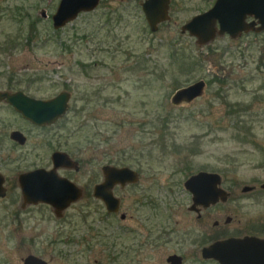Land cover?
I'll return each mask as SVG.
<instances>
[{
  "label": "rangeland",
  "instance_id": "374dc122",
  "mask_svg": "<svg viewBox=\"0 0 264 264\" xmlns=\"http://www.w3.org/2000/svg\"><path fill=\"white\" fill-rule=\"evenodd\" d=\"M59 2L0 0V89L35 85L36 95L71 94L43 149L36 134L16 146L10 133L23 124L0 107V173L11 188L0 197V264H23L29 255L50 264H168L172 253L184 264L201 261L188 176L221 171L224 187L239 194L264 182V45L225 39L198 45L181 30L196 4L183 1L176 4L179 25L155 33L138 0H102L95 12L57 31L51 16ZM200 80L208 82L203 97L172 105L177 90ZM55 151L80 162L81 172L71 177L81 186H89L94 166L140 172L139 184L115 190L127 219L109 216L91 197L62 218L46 204L22 208L18 175L45 165L47 156L52 168ZM258 195L263 199L243 201L233 214L264 220V193ZM172 231L167 244L155 241ZM135 240L142 249L124 256L122 248Z\"/></svg>",
  "mask_w": 264,
  "mask_h": 264
},
{
  "label": "water",
  "instance_id": "95a60500",
  "mask_svg": "<svg viewBox=\"0 0 264 264\" xmlns=\"http://www.w3.org/2000/svg\"><path fill=\"white\" fill-rule=\"evenodd\" d=\"M101 0H62L56 13L53 16L55 30L65 27L68 23L77 19L84 12L94 11ZM231 6V7H230ZM169 0H147L143 4V9L151 30L156 32L158 25L168 20ZM247 15H253L261 21L264 29V0H218L215 6L207 13L196 16L191 22L182 28V33H189L197 39V44L205 46L216 38L215 24H221L219 33H228L231 37H237L242 31L249 29L243 22ZM41 16L46 18V11H41ZM205 81L200 80L190 86L181 88L175 92L171 98L174 106L191 104L195 99L200 98L205 93ZM22 94L0 93V100L7 99L16 110L23 116L37 125H52L58 119L66 115L69 108L71 94L62 92L55 98L43 102L35 99H23ZM20 133H13L12 138L19 140ZM53 169L45 171L39 169L33 172L22 174L19 183L22 194L27 205L47 204L54 210L57 218H62L73 203L78 202L82 197V191L70 180L59 176V168L79 170V163L73 160L65 152H55L52 156ZM105 183L98 188V197L102 199L110 213L119 210L120 200L117 199L112 189L117 186H126L139 181V175L128 167H117L106 165L103 168ZM207 173H200L190 179L185 188L193 193L198 203H202L200 198L213 195L214 189L201 187L203 180L212 177ZM212 179V178H211ZM5 177L0 173V197H6ZM200 183V184H199ZM264 188V185H263ZM251 188H246L245 191ZM106 191L108 193H106ZM227 199V193H222ZM124 217V216H123ZM204 259H214L221 264H264V240L257 238L228 239L219 241L203 249ZM170 264H182L183 258L178 255L169 257ZM23 264H50L44 259L29 255L24 259Z\"/></svg>",
  "mask_w": 264,
  "mask_h": 264
},
{
  "label": "flooded vegetation",
  "instance_id": "af4514ba",
  "mask_svg": "<svg viewBox=\"0 0 264 264\" xmlns=\"http://www.w3.org/2000/svg\"><path fill=\"white\" fill-rule=\"evenodd\" d=\"M61 1L62 0H60L59 5H60ZM101 1H100V4H101ZM146 1L147 0H138V2H140L139 5H140L141 11L143 13L144 20L147 23V26L149 27L150 31L153 32L151 30V26L147 20V17L145 15V12L143 9V4ZM179 1H183V3L188 5V6H195V4H196V9L193 10V12H195V13L193 15L189 16V18L181 24V30H182V28L186 24L191 22L196 16H199V15H202V14L209 12L215 6V4L217 3L218 0H200V4L197 3V0H169L168 20L160 23L158 25V30L161 26H163L165 24H173V26H176V27L179 25L180 21L178 20L177 14L180 11L178 12V7L176 5L177 2H179ZM100 4H99V6H100ZM59 5H58V7H59ZM99 6L94 11L84 12V13H81L80 15L93 13L99 8ZM58 7H57V9H58ZM44 11H46V15H47V17L45 19H49L50 16L47 13V10H44ZM54 14L51 16L52 24H54L53 23ZM80 15L77 17V19L80 17ZM76 20H74V21H76ZM74 21L68 23L67 25L73 23ZM243 22L246 25H248L249 29L242 31L237 37L233 38L228 33H225L224 35H221L219 33V30L221 29V24L219 21H217L215 24V28H216L215 40L225 39V40H229V41H232L235 43H243L246 45H250V44L264 45V29H260L262 27L261 21L253 15H247L243 19ZM65 27H63L59 30H62ZM53 28H54V25H53ZM153 33H155V32H153ZM187 34H189V33L187 32ZM192 38H195V37H192ZM196 42H197V39H196ZM203 81H205V80H203ZM205 84H206L205 85V92H206L208 82L205 81ZM34 87H35V85H29L28 89H21L19 87H14L11 85V86L6 87L4 89H0V93H6V94H10V95L20 93L23 95V97L20 98L21 100L28 98V99H35V100L43 101V102L49 101V100H51L57 96L56 95V96L50 98V97L44 96V95L33 94L30 90ZM22 95H20V96H22ZM195 100H197V99H195ZM0 107L9 108L12 112H14V114L19 118V120L23 124L21 128H16V129L12 130L10 133V139L13 141V143L16 146H20V147H25L31 141L33 134H36L37 136L40 137V141H41L40 147L42 149L46 146H49V143H48L49 139L48 138L50 135V129L56 127L58 122L63 119V117L58 119L57 122L52 124V125H49L48 123L43 124V125H37V124L33 123L32 121L26 119L23 116V114L19 113L16 110V108L7 101V99L0 100ZM15 132L21 134L19 136L20 137L19 140H17V141L12 138V135ZM0 139H1V130H0ZM55 152H64V151H55ZM55 152H53V154ZM53 154H52V156H53ZM52 156H51V158H52ZM71 158L73 160H75L72 156H71ZM16 161H18V160H16ZM48 161L49 160H48V156H47V162L45 165L41 164L40 166H34L33 168H31V169H29L23 173H20L18 175V179H17L18 189L22 191L20 183H19V177L22 174L33 172V171H36L39 169H43L45 171H51L53 169V162H52V168H49ZM75 161H77L79 163V166H80L79 170L59 168L57 170L59 176L70 180L78 188H80V190L82 191V194H83L80 200L87 198V197L88 198L91 197L92 199L104 204L105 209L108 212L109 216H115V215L120 214L121 220H123V221L126 220L127 214L121 213L122 201L119 197H117L115 195V190L117 188L124 189L126 187H130V186H134V185L139 184V182L141 180L140 172L133 169L139 175V181L137 183H134V184L129 183L124 187L121 185H117L112 189L113 195L117 199L120 200V206H119L118 212L110 213L107 210V207H106L104 201L102 199H100L97 195L99 192L98 191L99 186H101L105 183V175L103 172V168L105 166H102V168L100 170L97 168V166H94L93 169L91 170L89 186H81V185H78L71 177L72 174H79L81 172L80 162L78 160H75ZM200 173H207V174L213 175L212 177H209L208 179L203 180L201 182V184L200 183L199 184L201 187L213 188L214 194L205 196V198H200L202 203H198L199 198H198V200L195 199L193 193H191V191L187 190L190 194V197H189L190 206L188 207V210L192 215L195 216V222L194 223L198 226V229H200L199 235L201 237V239L196 242V244H197L196 247H197V249H199V248L201 249L200 255H201L202 260L196 261V262H194V264H221L220 262H218L214 259H204L203 255H202L203 249L211 246L212 244H214L216 242L225 241L228 239H244V238L250 237V238H257V239L264 240V220L262 218L258 219L255 217L253 219H248V218H243L242 215L240 217L237 214H233V213H235V211L236 212L239 211L238 208H241V206H240L241 202L247 201V200H253V201L257 200V202H258V201L263 199L258 194L264 193V188H263L264 182L261 183L259 186H258V184H253L252 186L246 185L242 188L241 194H239V193H237V191L227 190L224 187L225 182H226V178H225V174L223 172L201 170V171L197 172L196 174L193 173L190 176H188V178L186 179V181L184 183V187H185V184L190 179H192L193 177L197 176ZM5 179L6 180H5L4 186L6 188V196H7L11 188L7 186L8 182H7L6 177H5ZM246 188H251V189L248 191H245ZM223 192H225L229 195L227 197V199H225L223 197V195H222ZM106 193H108V192L106 191ZM254 194H256L257 196H252ZM24 203H25V201L23 198V204ZM232 203H235L234 204L235 206L231 207L230 204H232ZM23 204H22V208H25V207H23ZM153 207L156 209L158 206L153 203ZM176 225L179 226V223H177ZM173 233H174V231L169 232V233L162 232L161 235H158L159 237L156 238L155 241L158 243L163 241L164 243L167 244L168 236H171V234H173ZM163 234H166V235H163ZM153 235H154V233L151 230V233L149 234L148 237H146V239L152 237ZM169 243H171V240L169 241ZM142 247L143 246L141 245V242L139 240H135V241H133V243L129 247L122 248L121 253L124 256H129L130 253H132L131 251L141 250ZM125 251L128 253L125 254ZM173 255L181 256L177 253L170 254L167 258L168 264H170L168 262L169 257H171ZM181 257L183 258L182 264H184L185 263L184 257L183 256H181ZM95 264H97V263H95Z\"/></svg>",
  "mask_w": 264,
  "mask_h": 264
},
{
  "label": "trees",
  "instance_id": "16d2710c",
  "mask_svg": "<svg viewBox=\"0 0 264 264\" xmlns=\"http://www.w3.org/2000/svg\"><path fill=\"white\" fill-rule=\"evenodd\" d=\"M58 31H60V30H58ZM114 256H115V259H119V258H121V257L116 256L115 253H114Z\"/></svg>",
  "mask_w": 264,
  "mask_h": 264
}]
</instances>
